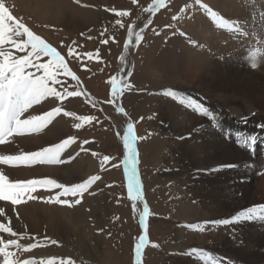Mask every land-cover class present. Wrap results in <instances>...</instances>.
<instances>
[{"label":"rangeland","instance_id":"rangeland-1","mask_svg":"<svg viewBox=\"0 0 264 264\" xmlns=\"http://www.w3.org/2000/svg\"><path fill=\"white\" fill-rule=\"evenodd\" d=\"M39 1L6 0V3L11 6L14 16L23 18L24 23L36 35L41 36L61 53L65 62L79 77L80 82L77 84L71 77H65L62 71L58 72L57 79L61 83L55 85L57 91L62 92L66 88L68 91H81V95L65 97L63 100L48 97L30 108L22 118H27L29 115H43L54 107H61L64 111L75 113L76 116L95 119L82 122L61 113L40 133L13 138H34L44 135L43 139L49 138L50 142L43 144V148L73 137L74 142L61 156L66 163L58 166L49 164L0 166H6V169L43 168L36 169L34 174L28 173L10 179L14 182L18 179L24 181L50 176L48 178L56 179L58 183L71 186L82 183L92 175H98L101 179L84 193L81 203L73 207L45 202L48 197L55 196L56 193L50 195L44 193L40 197V191L46 190L40 188L32 193L39 199L16 205L15 213L24 215L25 222L30 227L27 228L26 224L23 232L27 233V236L20 242L38 245L32 251L24 253L21 258L37 256L39 262L47 261L50 257L43 249H51V252L54 251L56 254L51 258H56L57 261L71 259L74 264H135V245L141 236L146 235L147 244L142 249L141 264H241L238 261L264 264V246H258L250 237V239L245 237L249 226L254 224L264 234V223L259 225L256 222L258 217L264 219V211H252L254 208L264 206V196L261 200L257 195L251 201L237 204L236 200L241 199V193H237L238 199L233 200L228 197V186L225 181L228 176V180L230 176H237L235 174L237 170L246 172V169L251 167L256 172L255 175L260 177L263 169L256 167L247 156L245 158L240 156L235 160L236 163L229 161L228 164H224L220 172L202 171L196 169L197 163L193 162L190 156L184 155L183 149H180V141L184 140L182 137L191 125L195 128L194 134L187 136L195 139L194 137L206 133L205 127L209 130H217L220 126L218 117L224 113L236 118V122L240 123L248 121L251 116H264L263 106L254 99L253 84L245 80L246 78L236 77L231 73L232 60L235 56L253 59L256 55V48L253 45L261 43L264 46L262 35L264 11L260 8L264 7V0H212L213 2L202 0L203 7L199 6L201 0H167V6L155 13L145 11L152 0H135V2L134 0H79V2L45 0L43 3L42 0ZM60 1L62 4L58 3ZM51 2L56 5L70 2L75 8H80V15L73 17L76 22L64 20L66 25L62 27L60 22L63 20L55 22L52 17L54 20L48 21L47 18L50 16L48 5ZM208 6L217 11L212 14L217 26L204 11ZM37 11L41 12L37 13ZM118 12H127L128 15L119 16L116 14ZM96 14L100 16L101 21L94 24L91 20ZM224 17L227 19L225 20ZM85 21H91L92 25L85 24ZM202 29L205 31L203 43L202 41L201 44L198 41L195 43L196 39H193V35ZM188 32L190 33L187 34ZM137 33L142 35L139 43L135 40ZM174 37L184 40L182 41L184 46L194 49L183 55L184 66L180 69L179 66H175L178 62L172 59L179 56L182 48L174 45L172 48L168 44ZM165 47L171 49L166 50ZM70 48L71 56H69ZM161 51L164 54H161ZM236 52L241 55L234 54ZM13 54L22 56L26 52L13 50ZM196 56L202 61L201 64L210 65L213 74L202 79L194 72L191 65L194 64L192 58ZM164 57V61H167L166 71L162 70L166 65H160ZM48 60V57H40L41 63H47ZM114 76L117 77L118 82L121 79L125 82L122 84L124 90L113 103H109L112 100V85L109 81ZM209 77L213 78L207 80L210 79ZM172 106L184 125L183 128L167 132L158 122L162 117L156 112L159 107L161 110H170ZM240 106L243 113L248 114L246 117L237 114ZM118 108L123 109V112H118ZM77 123H81L82 127L74 128L73 125ZM129 123L133 125V134L137 137L133 147L136 150L137 179L140 181L139 195L142 199L136 200L129 196L128 173L124 164L125 156L130 155L123 139ZM255 124L261 122L257 121ZM115 125L121 128L117 129ZM258 129L261 132V128ZM84 141L89 143L85 144ZM37 142L34 140V144L32 143L28 149L32 151L24 152L40 150L41 146ZM257 142L253 143L255 147L253 151L248 148L247 141L242 144L234 141L232 143L236 145L232 148L247 150V154L255 159L264 153V146ZM226 143L228 144V141ZM256 149L259 151L262 149L263 153H257L254 157ZM227 151H231L228 145ZM105 156L109 159L104 160ZM243 184L245 185L244 182ZM159 190L161 194L158 196ZM133 195L137 193L134 192ZM64 199L76 198L61 197V200ZM6 203L10 204V202ZM145 205L149 214L144 218V225H141V215ZM29 206L38 209L40 214H44V208L58 207L59 213L65 215L69 223L78 214L79 225L73 226L72 231L70 230L76 235L72 233L64 241L60 237L34 235V232L38 231L37 226L40 222L44 223L38 218L36 228L33 226L32 220L28 217ZM75 238L81 243L82 247L79 249L74 248ZM52 240L58 243H50ZM224 240L227 242L226 245L239 249L244 259L242 256L240 258L238 251L235 252L236 254L225 252L220 246Z\"/></svg>","mask_w":264,"mask_h":264},{"label":"snow or ice","instance_id":"snow-or-ice-1","mask_svg":"<svg viewBox=\"0 0 264 264\" xmlns=\"http://www.w3.org/2000/svg\"><path fill=\"white\" fill-rule=\"evenodd\" d=\"M166 6L167 0H152L151 5L145 11L155 13ZM199 6L203 7L202 0ZM204 11L208 13L217 26L212 15L217 13V11L210 6L204 8ZM116 14L119 16L128 15L127 12H118ZM173 19H176V17H173ZM224 19L226 20L227 18L224 17ZM142 32L143 30H141ZM129 33L131 34V29ZM141 33L136 34L135 40L137 43L142 39ZM24 37L26 39H22ZM13 50L26 52V54L22 56L14 55ZM71 55L72 49L70 48L69 56ZM42 56L49 58L47 63L40 62V57ZM60 71L63 72L65 77H71L79 84V77L65 62L61 53L42 39L41 36L36 35L24 23L23 18L14 16L12 8L6 3V0H0V145L10 143L11 138L14 136L40 133L61 113L66 117H74L82 122L95 119L94 117L76 116L75 113L64 111L61 107H54L43 115H29L27 118H22L30 108L48 97L63 100L65 97L81 95V91H68L66 88L62 92L57 91L55 85L61 83L57 79V74ZM109 82L112 85V100L109 103H113L119 94L123 92L122 84L125 82L122 79L118 82L115 76ZM117 111L123 112V109L118 108ZM73 127L79 129L82 124L77 123ZM123 139L125 148L130 151V155H126L124 159L125 169L128 173L129 196L133 200L142 199L139 195L140 181L137 179L136 150L133 147L137 137L133 134V125L131 123L127 125ZM73 142L74 138L69 137L60 143L43 147L38 151L0 154V165L18 167L37 164H62L65 163L61 159L62 153ZM84 143L87 144L89 141H84ZM108 159L109 157H104V160ZM100 179V176L92 175L82 183L71 186L58 183L55 179L50 178L14 182L10 180L3 170H0V201L10 202L13 206L14 214L19 218V214L15 213V206L28 200L39 199L32 195L38 188L46 190L59 189L55 196L48 197L45 202L73 207L81 203L84 193ZM134 192L137 195L134 196ZM61 197H73L76 199L61 200ZM252 211H264V206L254 208ZM148 214V208L145 205L141 215V225H144V218ZM0 217H5L6 220V222H0V264H74L71 259L67 261L60 259L57 261L56 258H51L40 262L32 258L22 259L21 257L24 253L32 251L38 245L36 243L23 244L20 242L26 238L27 233H20L14 230L11 225V218L6 216L3 207H0ZM4 234L14 238L5 239ZM50 243L57 244L58 242L52 240ZM146 244L147 236H141L139 242L135 245V264H141L142 249L145 248Z\"/></svg>","mask_w":264,"mask_h":264},{"label":"bare ground","instance_id":"bare-ground-1","mask_svg":"<svg viewBox=\"0 0 264 264\" xmlns=\"http://www.w3.org/2000/svg\"><path fill=\"white\" fill-rule=\"evenodd\" d=\"M39 1V0H38ZM45 0H42V3ZM58 1V0H57ZM91 1V0H89ZM93 1V0H92ZM106 1V0H104ZM103 1V2H104ZM212 1V0H211ZM218 1V0H217ZM221 1V0H220ZM40 2V1H39ZM62 1L58 2L60 4ZM213 2V1H212ZM223 2V1H222ZM67 5H56L54 2L49 3L48 5V9L50 10V16L47 18L48 21H53L55 19V22L57 21H61L63 20L61 23L62 27H65V21L67 20L68 22H71V20H75L73 17L75 16H79V12H80V8H75L74 5L70 2H64ZM217 3V2H216ZM215 3V4H216ZM86 4V3H85ZM40 5V4H39ZM217 5V4H216ZM82 6V5H81ZM218 6V5H217ZM219 7V6H218ZM223 7V5H222ZM263 11H264V7H260ZM43 9V8H42ZM39 10V9H38ZM91 11V10H90ZM41 12V11H40ZM39 11H37V13H40ZM92 12V11H91ZM95 12V11H94ZM85 13V12H83ZM49 14V13H48ZM82 15V14H81ZM54 19H53V18ZM84 17V16H83ZM90 16H88L89 18ZM102 17V15H101ZM80 18V17H79ZM88 20V19H87ZM91 20V19H90ZM192 20V19H191ZM94 24L96 23H100L101 19L100 16L98 14H96V16H93V19L91 20ZM91 21H85V24H91ZM84 24V26H85ZM69 25V24H68ZM75 25V24H74ZM92 25V24H91ZM90 25V26H91ZM213 25V24H212ZM70 26V25H69ZM72 26V25H71ZM200 26V25H199ZM206 26V25H204ZM209 26V25H207ZM185 27V26H184ZM189 27V26H187ZM188 29V28H187ZM190 29V27H189ZM198 29V28H197ZM206 29V28H204ZM207 30V29H206ZM213 30V29H212ZM264 31H262V35L264 37ZM190 32H188L187 34H189ZM203 33V35H202ZM261 33V31H260ZM179 34V33H178ZM200 34V35H199ZM204 34L205 31L200 30V31H196L193 35V39L195 40V43L198 41L199 43L202 41V38H204ZM180 35V34H179ZM183 35H185L183 33ZM192 36V35H191ZM190 36V37H191ZM250 36V35H249ZM255 36V35H254ZM246 37V35H245ZM211 39V38H210ZM188 40V39H186ZM206 40V38H205ZM213 40V39H212ZM170 41V40H169ZM182 39L180 38H171V42L168 43L170 45V47H172L174 45V47L177 48H182L181 49V53L178 54L179 56L175 57V59H172V61L174 62H178V64L175 66H179L183 67L184 63L182 62V59H184L183 55L187 54V52L194 50L192 49L190 46H184L182 44ZM191 41V40H190ZM187 42V41H186ZM212 42V41H211ZM203 43V41H202ZM206 43V42H205ZM210 43V42H209ZM215 43V42H214ZM201 44V43H200ZM168 45V46H169ZM256 49V55L253 59L245 57V59H243V56H235V58L232 60L233 64L231 66V73L236 76V77H243L246 78L245 80H247L248 82L253 84V87L255 88V94H254V99L255 101L259 104L262 105V109L264 110V46L261 43H256L255 45H253ZM170 47H165L166 50H168ZM173 48V47H172ZM164 49V52H165ZM171 49V48H170ZM198 49V48H197ZM157 50V49H156ZM234 51V50H233ZM159 52V51H158ZM163 52L161 51V54ZM167 53V52H166ZM165 53V54H166ZM177 53V52H176ZM164 54V53H163ZM195 54V53H194ZM197 54V53H196ZM195 54V55H196ZM234 54L237 55H241V53L236 52ZM157 56V55H156ZM182 56V57H181ZM196 57L192 58V63H194L193 65H191L192 69L194 70V72L197 73V75L204 79V77H207V75L213 74V69L209 68L210 65L208 63L206 64H201L199 61V59ZM252 57V56H251ZM248 58V59H247ZM155 59V58H154ZM157 59V58H156ZM201 59V58H200ZM159 60V59H158ZM164 59H162V62H160V65H166L167 61H164ZM204 60V59H203ZM155 61V60H154ZM154 61H152L154 63ZM207 61V60H206ZM158 62V61H156ZM155 62V63H156ZM172 64V63H170ZM231 65V64H230ZM151 66V65H150ZM156 66V65H155ZM172 66V65H171ZM169 66V67H171ZM216 66V65H215ZM166 66H163L162 70L166 71ZM166 68V69H165ZM188 68V66H187ZM225 68V67H224ZM157 69V68H156ZM175 69V67H174ZM178 69V70H179ZM155 70V69H154ZM158 70V69H157ZM161 70V69H160ZM161 70V71H162ZM170 70V69H169ZM183 70V69H182ZM189 70V69H188ZM157 72V71H156ZM177 72V71H176ZM190 72V71H189ZM160 73V72H158ZM157 73V74H158ZM183 73V72H182ZM217 73V72H216ZM156 74V75H157ZM169 74V73H168ZM173 74V73H172ZM191 74V73H189ZM159 75V74H158ZM163 75V74H162ZM167 75V74H166ZM164 75L165 78H167V76ZM182 75V74H181ZM180 75V76H181ZM196 75V74H195ZM177 76V75H176ZM183 76V75H182ZM163 77V76H162ZM161 77V78H162ZM198 77V78H199ZM210 78V77H209ZM213 78V77H212ZM207 79V80H211ZM173 79V78H172ZM170 79V80H172ZM190 79V78H189ZM176 80V79H175ZM178 80V79H177ZM176 80V81H177ZM192 80V79H190ZM174 81V80H173ZM191 82V81H190ZM170 83V82H169ZM188 84V83H187ZM193 84V83H192ZM252 88V87H251ZM164 89V87H163ZM178 89V88H177ZM178 94V93H177ZM194 95V94H193ZM159 102V101H158ZM172 103V102H171ZM175 103H173L174 105ZM167 105V104H166ZM256 105V104H255ZM254 105V106H255ZM160 106V105H159ZM165 106V105H164ZM169 107V106H167ZM176 108V107H175ZM177 110V109H176ZM242 107L240 106L239 110H237V114L242 115L243 117L247 116L248 114L243 113L244 111H242ZM225 112V111H224ZM156 114L160 117H162L161 119H159V123L161 124L163 130L165 131H169V132H173V129H179V128H183V121L179 120V114L177 112H175L174 107L172 106L170 108V110H161L160 107L157 108V112ZM183 114V113H182ZM218 123H220V126L217 128V130H209L207 127H205L207 129L206 133H203L202 136H198V137H194L195 139H190L188 138V136L193 135L195 128L192 127L193 125H191L190 128L186 129V132L184 134V136L182 137V139L180 141V149L182 150L184 155L190 156V158L192 160H194L193 162L197 163L196 169L202 170V171H207L211 170L214 172H220L222 167H224V164H228L227 162H231L234 161L235 163L238 159V157L243 156L245 158V156H247L249 159H251L254 163L256 167H261L263 169V173L262 175L259 177L258 175H255V171H253V169L250 167L249 169H246L245 171H240L238 172L235 171V174L237 176H230V182L228 180L229 176L226 178L225 181H227V193H228V197H231V199H238L239 197L237 196V193H241V199L236 200L238 201L237 204L239 202L242 201H248L251 199H255V197L258 195L259 200H261V198L264 196V153L262 151V149L257 150V152H255L254 157H256L257 153H263V155L259 158H255L253 159L251 155L247 154V150L244 149H234L232 147H234L233 145H236L232 142L236 141L239 144H242L244 142H248L247 146L248 148H250V151L255 150V147L253 145V143L255 144V142L261 144L262 146H264V121H262L261 119H264V116H251L249 118L248 121L246 122H236V118H233L231 115L229 114H222L218 117ZM201 119V117H200ZM245 119V118H244ZM206 120V119H205ZM197 121V120H196ZM244 121V120H243ZM257 121H260L261 124H255ZM202 122V120H201ZM207 122V121H206ZM157 123V122H156ZM205 123V122H204ZM263 123V124H262ZM180 124V125H179ZM198 124V123H197ZM210 124V123H209ZM255 124V125H253ZM117 129L121 128L117 125H115ZM197 127V126H196ZM258 127L261 128V132H259ZM201 129V128H200ZM237 131H236V130ZM58 130V129H57ZM189 131V132H187ZM161 132V131H160ZM166 132V133H167ZM59 133V132H58ZM177 134V133H176ZM200 134V133H199ZM166 135V134H165ZM171 135V134H169ZM174 135V133H173ZM186 135V136H185ZM188 135V136H187ZM44 136V135H42ZM42 136H36L34 138H25V137H20L19 138H15L14 137L11 138V142L10 143H6L4 145H0V152H7L6 154H14L20 151H27L31 146L33 141L35 140L37 142V144L39 146H43V144H47L50 142L49 138L43 139ZM39 137H42L39 138ZM174 137V136H173ZM193 137V136H192ZM38 138V139H37ZM227 139V140H226ZM56 140V139H55ZM152 140V139H151ZM192 141V142H190ZM226 141H228V144L226 143ZM47 142V143H46ZM162 142V141H161ZM34 144V143H33ZM160 144V143H159ZM162 144V143H161ZM227 145L229 148H231V151L228 152L227 151ZM22 146V147H20ZM165 146V145H164ZM177 146V145H175ZM174 147V146H173ZM40 148V147H39ZM163 149V148H162ZM39 150V149H38ZM28 151H32V150H28ZM146 151V150H145ZM173 152V151H172ZM179 155V152H178ZM65 156V155H64ZM185 157V156H184ZM189 158V157H188ZM187 159V158H186ZM241 159V158H239ZM191 162V161H190ZM66 163V162H65ZM180 164V163H179ZM193 164V163H192ZM59 165V164H58ZM57 165V166H58ZM76 165V164H75ZM184 165V164H183ZM73 166V165H72ZM6 167V166H5ZM3 166H0V170H3L4 173L6 175L9 176L10 179L13 180V178H15L16 176H20V175H26L28 173L34 174L36 169L38 170H42L43 168L40 167H35L33 168V170L27 169V168H14V169H6ZM48 168V167H47ZM236 168V167H235ZM67 169V168H66ZM75 169V168H74ZM83 169V168H82ZM54 170V168H53ZM57 170V169H56ZM233 171V170H232ZM61 172V171H60ZM70 172V171H69ZM78 172V171H76ZM47 173V172H46ZM54 173V172H53ZM52 173V174H53ZM228 173V172H227ZM247 173V174H246ZM80 174V173H79ZM216 174V173H215ZM57 175V174H56ZM59 175V174H58ZM195 175V174H194ZM221 175V174H219ZM230 175V174H228ZM28 176V175H27ZM64 176V175H63ZM216 176V175H215ZM225 176V175H224ZM50 177V176H48ZM47 177V178H48ZM200 177V176H199ZM214 177V176H213ZM220 177V176H219ZM223 177V176H222ZM203 178V177H202ZM25 179V178H24ZM225 179V178H224ZM19 180V179H18ZM56 180V179H55ZM63 180V179H62ZM208 180V179H207ZM213 180V179H212ZM239 181V182H238ZM215 182V181H214ZM223 182V181H222ZM243 182L245 183V185L243 184ZM158 187V186H157ZM254 188V189H253ZM162 189V186H161ZM254 190V192H253ZM59 190L58 189H52V190H45V192L40 191L41 195L40 197H42V195L44 193H49L50 194H55L57 193ZM160 190L158 192V196H159ZM56 195V194H55ZM45 198V196H44ZM97 200V199H96ZM92 202V201H91ZM94 202V201H93ZM224 202V201H223ZM217 203V202H216ZM23 204V203H22ZM54 204V203H53ZM222 204V203H221ZM235 204V203H234ZM34 206V205H33ZM46 206V205H45ZM44 206V207H45ZM54 206V205H53ZM227 206V205H226ZM0 207H3L5 209L6 212V216L11 218V225L14 228V230H16L17 232L20 233H24L23 229L26 226V222H25V217L24 215H19V218H17V216L14 214L13 212V207H11L10 204H7L6 201H0ZM36 207V206H35ZM80 207V206H79ZM83 207V206H82ZM239 207V206H238ZM253 207V206H252ZM24 208V207H23ZM86 208V207H84ZM19 209V208H18ZM17 211V209H16ZM60 209L58 207H56L55 209H49V208H44V214H40L38 209H33L31 206L27 207V212H28V217L32 220L33 226L36 228V223L37 220L36 219H40L43 220L42 224L40 222V225L37 226L38 231H44V232H38L35 231L34 235L37 234V236L43 234V235H49V236H53V237H60L62 241H64L65 239H68L73 232V226H78L79 224H77V221L79 220V216L78 214L71 219L70 223L69 221H67L65 215L60 214L59 213ZM238 211V210H237ZM20 213V211H17ZM85 213V212H84ZM211 213V212H210ZM214 213V212H213ZM73 215V214H72ZM71 216V215H69ZM88 216V215H87ZM84 217V215H83ZM96 217V216H95ZM70 218V217H69ZM68 218V219H69ZM223 219V218H222ZM0 222H6L5 217H0ZM79 222V221H78ZM83 222V221H82ZM256 222L259 223V225H262V223H264V219L263 217H258V219L256 220ZM81 223V222H80ZM90 223V222H89ZM82 224V223H81ZM27 228H30L29 225L27 224ZM25 228V229H27ZM88 228H90L89 224H88ZM71 230V231H70ZM257 225H253V226H249V230L246 231V236L248 237L247 239H252V241L254 240L258 246H264V234L262 233L263 231L260 230ZM22 231V232H21ZM28 232V230H27ZM29 233V232H28ZM33 233V232H32ZM73 235H76L73 233ZM250 237V238H249ZM4 238L5 239H11L10 236L4 234ZM72 238V237H71ZM70 238V239H71ZM85 239V238H84ZM94 239V238H93ZM74 248L75 249H79V247L81 246V243L78 242L76 239ZM90 240V239H89ZM198 242V241H197ZM223 243H220V246H222L226 251L230 252V253H235L238 250L234 247L231 246L229 244L226 245V241H222ZM216 243V242H215ZM66 244V243H65ZM217 244V243H216ZM64 247V246H63ZM44 248V247H43ZM49 248V247H48ZM220 250V249H219ZM254 250V249H253ZM43 251L49 255L50 259L53 255H56L54 251L51 252V249H46ZM68 251V250H67ZM239 253V251H238ZM244 253V252H243ZM66 254V253H65ZM82 254V253H81ZM236 254V253H235ZM45 255V254H42ZM240 258L242 256V253H239ZM243 257V256H242ZM32 259H35L36 261L39 262L37 256H32L30 257ZM246 258V257H245ZM42 259V258H41ZM49 259V258H48ZM205 259V258H204ZM244 259V257H243ZM263 259V258H262ZM197 260V259H196ZM195 261V260H193ZM198 261V260H197ZM241 264H251V263H245V262H241L238 261ZM188 264V263H187ZM195 264V263H194ZM253 264V263H252Z\"/></svg>","mask_w":264,"mask_h":264}]
</instances>
